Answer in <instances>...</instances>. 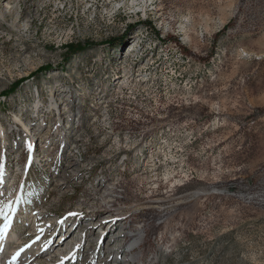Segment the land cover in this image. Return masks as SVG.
Returning <instances> with one entry per match:
<instances>
[{"label": "rangeland", "instance_id": "1", "mask_svg": "<svg viewBox=\"0 0 264 264\" xmlns=\"http://www.w3.org/2000/svg\"><path fill=\"white\" fill-rule=\"evenodd\" d=\"M9 1L6 236L48 247L72 225L67 249L105 264L119 260L108 236L128 229L137 264H264V0ZM71 42L93 45L65 60Z\"/></svg>", "mask_w": 264, "mask_h": 264}, {"label": "bare ground", "instance_id": "2", "mask_svg": "<svg viewBox=\"0 0 264 264\" xmlns=\"http://www.w3.org/2000/svg\"><path fill=\"white\" fill-rule=\"evenodd\" d=\"M148 1H150V0H132V3L135 4V3L143 2L144 4H146ZM7 5H8L7 8L9 11H13V10L16 11L15 9L18 5V1L17 0H10ZM51 105L58 106V103L53 102ZM2 182H4V180L0 179V184ZM11 218H12L11 224H13L15 222V218H14V216H12ZM105 220L106 219H104V218L92 220V222L90 224L84 226L85 233L89 232V230L91 231V229H93L94 227H98V228L103 227L105 224H107V223H105ZM111 220L115 221V218H113ZM70 226H72V225H70ZM70 226H67V228L65 229V233H64L66 235L65 241L63 240L64 239L63 238L61 241H59V243H56V245H55V243H53L51 246H48V247H43V245L40 246L39 243H35V242H31L30 244L23 245L22 238L26 237V236L16 237V235H18V234L15 231H13V233L9 237L5 236V239L2 242H0V248L3 249L2 251H0V264H38L37 263L38 261L42 262L43 264H61L68 259H69V262H67V264H80L81 261H78V259H79L78 254L79 253H77V252H79V250L84 252V248H82V245L77 243V245H76L77 248L75 249V250H77V252H75V250L73 251L71 249H67L68 247H66V245H65L68 243V242L66 243L67 239H70L74 235L75 230L68 228ZM125 230L129 231L128 229H115L111 233H115L116 231H118V232L119 231H125ZM118 234H120V233H118ZM135 235H136L135 233L130 232L129 240H136V241L140 242L139 239H135ZM117 237H119V236H116V238H114L112 241L113 242L122 241V239L117 238ZM97 243L98 242H96V244ZM22 249H23V251L21 252ZM88 251L89 250H86L83 253V256H86L87 258L90 259V254ZM18 252L21 253L20 256L15 261H13V257ZM106 253H108V252H106ZM67 255H68V257L70 256V258L67 259ZM114 255H115V253H114ZM137 255H138V251L136 248L133 252L126 253L125 256L122 255L121 257L117 258L116 257L117 255H116L115 258L119 259V260L113 261L111 259L108 263H105V264H137V259L139 258V255L138 256ZM82 264H85V263H82Z\"/></svg>", "mask_w": 264, "mask_h": 264}, {"label": "trees", "instance_id": "3", "mask_svg": "<svg viewBox=\"0 0 264 264\" xmlns=\"http://www.w3.org/2000/svg\"><path fill=\"white\" fill-rule=\"evenodd\" d=\"M140 25H144L146 26L147 28H152L153 25H152V22L151 20H144V21H138L136 24H131L129 25V27L131 28V30L135 29L137 26H140ZM114 39H110L109 43H112ZM93 44L92 43H67V44H64L63 47L66 49V53H65V56H64V59L65 60H69L72 55H75L76 53H79L81 51H84L88 48H90ZM51 69V66L50 65H46L44 67H41L38 69V71H49ZM23 81V79H18L17 81H15L12 86L10 87V89L8 90H5L2 95H10L12 92H14L18 87L19 85L21 84V82Z\"/></svg>", "mask_w": 264, "mask_h": 264}, {"label": "snow or ice", "instance_id": "4", "mask_svg": "<svg viewBox=\"0 0 264 264\" xmlns=\"http://www.w3.org/2000/svg\"><path fill=\"white\" fill-rule=\"evenodd\" d=\"M2 195V194H0ZM9 205L7 204H0V217H3L7 222L0 225V242H2L5 239V236L8 232V230L11 228V221L7 220V217L4 215V210L6 208H8ZM15 212V209H13V213ZM71 215H75V214H71ZM3 249L0 248V251H2ZM23 251V249L21 250V252ZM20 252L16 253V255L13 257V261H15L19 256H20Z\"/></svg>", "mask_w": 264, "mask_h": 264}]
</instances>
